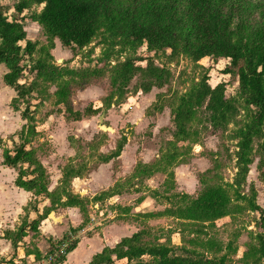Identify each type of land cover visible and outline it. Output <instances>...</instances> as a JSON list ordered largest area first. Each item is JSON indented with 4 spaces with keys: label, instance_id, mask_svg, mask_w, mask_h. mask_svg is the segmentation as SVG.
I'll return each mask as SVG.
<instances>
[{
    "label": "rangeland",
    "instance_id": "1",
    "mask_svg": "<svg viewBox=\"0 0 264 264\" xmlns=\"http://www.w3.org/2000/svg\"><path fill=\"white\" fill-rule=\"evenodd\" d=\"M22 1L0 0V11L10 21L19 17L23 21L27 40L36 43L34 54L22 61L26 72L21 84L33 88L32 96L26 101H30L38 134L28 145L35 150L38 160L45 168L49 190L55 193L61 189L76 191L74 181L67 186L63 185L67 167H76L84 178L89 171L103 164L100 162V157L103 156L99 154L101 149L110 155L123 138L127 139L123 150L125 168H119L120 160H113L114 171L123 173L125 180L117 177L116 173L115 180H120L114 189L109 190L113 191L110 192L111 195L99 202L89 199L92 202L84 212L80 210L78 216V212H68L62 205L66 199L55 205L45 220L46 226L52 227V235L60 234L62 227L66 229L67 225L69 228L64 235L72 234V229L81 228V231L72 235V240L79 244L80 235L92 239L102 228L113 222L124 221L127 223L124 225L126 238L144 232L145 242L172 247L177 255L186 256L188 251L213 259L226 254L231 264H245V254L258 244L257 236L262 232L258 227L260 215L250 209L247 201H236L230 186L235 183L239 172L237 163L240 139L236 135L249 122L254 109L238 99L237 78L224 74L230 60L221 59L216 62L206 58L194 61L183 43L185 32L176 40L173 38L178 49L176 54L171 48L150 52L146 45L133 49L125 46L122 33L118 37L112 35L114 29L108 20H105L98 36L88 48L82 51L67 48L57 39L49 40L44 29L32 20L33 15L40 13L43 7L30 5L21 16L18 15L16 7ZM261 2L262 0H249L251 7H256ZM133 4L134 0H130L124 4V9L116 8L112 18L125 25V22L133 18ZM258 15L255 10L251 21H255ZM234 32L236 42L240 38L246 41L251 36H239L236 27ZM173 39L167 45L173 44ZM150 58L157 67L165 68L170 73L167 84L163 88H153L146 94L142 91L145 79L139 74L126 89L125 96L119 97L112 82V74L117 66L128 59ZM39 61L72 71L87 69L90 75L87 78L68 75L56 82H49L40 77L36 70ZM138 65L145 68L147 62H139ZM7 73L5 65H0V169L4 166V151L14 150L22 143L20 135L28 126L27 121L22 119L21 112L12 107L17 93L4 83ZM205 76L209 77L212 87L224 83L226 97L239 101L236 118L227 127L215 128L209 120V114L200 109L189 125V140L173 145L176 139L173 137L175 127L172 111L178 99L199 84ZM71 79L74 81L70 82L67 99L73 112L68 113V104L58 105L59 96L56 94L60 85ZM26 106L21 100L20 109ZM99 106V113L95 116L89 114L90 110L94 111ZM78 113L82 118L75 121L74 115ZM103 115L104 122L101 123ZM101 125L111 127L115 132H104ZM29 138L28 134L25 135L24 142ZM263 146L264 126L261 138L255 139L252 145L253 163L249 166L246 182L239 192L248 199L256 193V203L264 209V167L263 170L260 168L261 159L264 158ZM166 155L176 157L168 162L164 160ZM25 167L27 166L17 167L16 171L23 172ZM151 167H154L153 173L143 171ZM0 176L9 179L10 174H3L0 170ZM217 186L225 187L233 200L227 217L212 224L178 218L179 209L186 205L183 196L195 199L207 187ZM114 193H122L124 196L115 207L108 200ZM101 194L102 192L99 193ZM80 198L88 199L85 194ZM14 199L18 206L26 201L21 195H0V229L5 225L7 232L4 233L7 235L17 233L29 217L37 218L33 212L34 207L44 214L46 207L50 206V200L37 199L32 195L22 213L10 207ZM186 202L189 203V200ZM1 211H6L7 214H2ZM113 216H117L114 221L111 220ZM40 228L37 235L31 234L25 238L19 246L21 250L15 252L12 245L11 248L3 245L2 250L0 249V264H17L16 260L20 264H38L32 254L39 250L37 245L40 242L45 244L44 254L49 253L53 247L56 248L60 240H55L51 235L44 236L46 234H43V229L40 233ZM215 247H220L222 252L216 253ZM18 255L23 258H18ZM54 259L52 256L41 264H51ZM144 260L149 261L150 258L145 257Z\"/></svg>",
    "mask_w": 264,
    "mask_h": 264
},
{
    "label": "trees",
    "instance_id": "2",
    "mask_svg": "<svg viewBox=\"0 0 264 264\" xmlns=\"http://www.w3.org/2000/svg\"><path fill=\"white\" fill-rule=\"evenodd\" d=\"M129 1L23 0L16 7V11L21 16L30 5L43 7L40 13L33 15L32 20L44 29L49 40L57 39L64 47L78 51L88 48L93 43L105 20H108L114 29L112 35L118 37L122 33L125 46L133 49L146 45L150 52H161L171 48L176 54L178 49L174 42L182 32H185L183 43L194 61L199 62L206 58L216 62L221 59L230 60L224 74L237 78L238 99L247 107L254 109L249 122L236 135L240 139L237 163L239 172L235 183L230 188L234 191L236 201H247L250 209L260 215L258 227L262 232L257 236L258 244L251 247V250L245 254V264H264V209L256 203V193L248 199L239 192L246 182L249 166L253 163L252 145L255 139L261 138L264 126V0L256 7H251L249 0H134L133 18L122 25V21L118 23L112 18V13L116 8L124 9V4ZM255 10L259 15L255 21H251ZM22 22L19 17L10 21L0 11V65H5L8 70L4 76V83L17 93V98L12 101V107L20 111L22 119L28 123L20 135L22 143L14 150L4 151L3 165L13 169L27 166L23 172H18L16 187L32 193L37 199L50 200V206L46 207L44 214L34 207L36 219L29 217L17 233L12 232L10 235L4 233L3 239L10 240L15 252L26 237L39 233L41 224L48 218L53 207L62 203L63 199H66L62 203L64 207L79 208L81 212H84L86 206L92 201H104L112 191L103 192L91 201L82 199L66 189H61L58 193L49 190L45 168L38 160L35 150L28 145L38 133L30 101H26L29 96H32L33 88L21 84L26 72L22 61L34 54L36 43L27 40V33ZM235 27L237 34L241 37L250 34L249 39L245 41L240 38L239 42H236L233 38ZM172 39L173 44L167 45ZM139 62H147V66L144 68L138 65ZM36 70L40 77L49 82H56L68 75L83 78L90 75L87 69L72 71L42 61L37 63ZM139 74L145 79L142 91L146 94L153 88H163L170 77V73L165 68L157 67L151 58L128 59L119 64L112 74V82L119 97L125 96L126 89ZM73 81L74 79H71L60 85L56 94L59 96L58 105L68 104L70 82L73 83ZM21 100L27 104L22 110L19 107ZM238 102L236 99L226 97L224 83L212 87L209 84V77L205 76L199 84L178 99L172 111L175 127L173 137L176 139L173 145L189 140V125L200 109H204L209 114V120L215 128L227 127L236 118ZM100 110L101 108L90 110L89 114L95 116ZM66 111L73 112L69 104L66 105ZM74 116L75 121L82 118L79 113ZM27 134L30 138L24 142ZM126 144L127 139L123 138L114 152L100 157V162L107 164L118 159ZM262 154H264V146ZM175 157L176 155H166L164 160L172 162ZM263 167L264 158L261 159V170ZM153 168L143 169V171L153 173ZM78 172L76 167H67L63 185L67 186L74 179L82 178L83 176ZM183 199L186 205L179 209L178 218L211 224L227 217L233 202L229 191L222 186L207 187L197 198L183 196ZM188 200L189 203L186 202ZM79 231L81 228L72 229V234L64 235L56 248L53 247L45 256L38 249L32 255L37 261L49 259L66 245V252L51 263L64 264L67 256L78 246V241H73L72 235ZM144 235V232H139L132 237L122 239L114 248H105L93 257L90 264H231L226 254L213 259L188 251L186 256L177 255L172 247L150 245L145 242ZM215 250L216 253L222 252L220 247H215ZM15 256L16 253L13 258ZM145 257L150 260L145 261Z\"/></svg>",
    "mask_w": 264,
    "mask_h": 264
},
{
    "label": "crops",
    "instance_id": "3",
    "mask_svg": "<svg viewBox=\"0 0 264 264\" xmlns=\"http://www.w3.org/2000/svg\"><path fill=\"white\" fill-rule=\"evenodd\" d=\"M98 108H100V106L95 107V109H98ZM99 152H100L99 153L100 155L102 154V155L107 156V154L105 153L103 149H101ZM124 158H125V152L124 153L122 152L121 156L118 158V160H120L121 162L119 165L120 169L125 168V165L123 162ZM114 162L115 161H111L107 163L106 165L104 164L99 165L98 168L89 171L88 174L84 178L74 179L73 184H74V187H76L77 185V190L75 191L74 189L72 193L78 197L83 196L85 194V196H87L88 199H93L96 196H99V193L101 192L103 193V192L109 191L110 189H114L115 185L119 182L120 179H123V181L125 180L123 178V173L117 172V170L116 172L114 171ZM0 170L3 174H5L6 172L10 174L9 179L8 177L1 178L0 176V195L2 193H5V194L8 193L14 197L16 195L24 196L26 198V201H25L26 203L24 202L20 206H18V203H16L14 199L11 201L12 205H10V207L14 211L19 210L23 213L24 208L26 207L27 203L29 202V199L31 198L33 194L16 187L15 181L18 176V172L16 171V169L9 168L7 166H2ZM12 172H14V175L12 174ZM116 173H118L117 177H119L120 179L115 180ZM106 178L110 180L107 181ZM113 195L114 196L108 198V200H109V203L110 204L113 203V207H115L116 203H117V206L120 204L119 202L121 198L124 196L122 195V193L121 194L114 193ZM67 209H68V212H71V213L78 212L77 216L79 215V212H80L79 208H67ZM1 213L5 215L7 214L6 211H1ZM122 216L125 217L126 215H122ZM116 217L117 216H113L111 220L114 221ZM76 222L78 221L76 220ZM126 224L127 223L124 221L113 222L108 227L102 228L100 231H97L92 239L84 237L83 234L80 235V238H79L80 242L78 244V247L76 248V250H74L67 256V259L64 264H90L95 255L101 253L107 247L114 248L118 243L121 242L123 238H126L124 235V232H125L124 225ZM4 226H1L2 229H0V249L1 250H2L3 245H5V247H8V248H11V245H12L10 244V240L3 239L4 232L5 231L7 232ZM51 228L52 227H47L46 221H44L40 229L44 230L43 234H46L44 236L51 235L53 236L55 240H61L63 238V235L66 233L67 229L69 228V226L67 225L66 229L65 227H62L60 234L57 233L54 235H52V233L50 232ZM43 230L40 231V233L43 232ZM21 245L22 243L19 246ZM44 245H45L44 243L40 242V244H38L37 247L39 248L40 252L45 256L46 254H44L45 251L43 248ZM18 250H21V249L18 248ZM1 254L2 253H0V256ZM18 258L22 259L23 257L22 255H18ZM45 261H46L45 259L42 261H38V264L45 263ZM15 263L20 264L19 262H17V260L15 261ZM2 264H5V263L3 262Z\"/></svg>",
    "mask_w": 264,
    "mask_h": 264
},
{
    "label": "water",
    "instance_id": "4",
    "mask_svg": "<svg viewBox=\"0 0 264 264\" xmlns=\"http://www.w3.org/2000/svg\"><path fill=\"white\" fill-rule=\"evenodd\" d=\"M103 118H104V115H103V117L100 118L101 123L104 122ZM100 128L104 132H110V133H114L115 132L113 128L107 127V126H104V125H101ZM51 216H53V215H51Z\"/></svg>",
    "mask_w": 264,
    "mask_h": 264
},
{
    "label": "built area",
    "instance_id": "5",
    "mask_svg": "<svg viewBox=\"0 0 264 264\" xmlns=\"http://www.w3.org/2000/svg\"><path fill=\"white\" fill-rule=\"evenodd\" d=\"M66 249H67V246L64 245V246L60 249V251H59L56 255L53 256V257L55 258L54 261H55L56 258H58L60 255L64 254V253L66 252V251H65Z\"/></svg>",
    "mask_w": 264,
    "mask_h": 264
}]
</instances>
